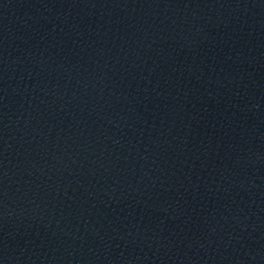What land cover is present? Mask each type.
I'll use <instances>...</instances> for the list:
<instances>
[{
	"label": "water",
	"instance_id": "1",
	"mask_svg": "<svg viewBox=\"0 0 264 264\" xmlns=\"http://www.w3.org/2000/svg\"><path fill=\"white\" fill-rule=\"evenodd\" d=\"M0 264H264V0H0Z\"/></svg>",
	"mask_w": 264,
	"mask_h": 264
}]
</instances>
